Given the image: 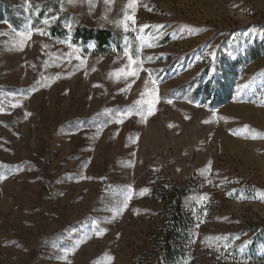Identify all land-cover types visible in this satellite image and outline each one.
I'll return each mask as SVG.
<instances>
[{
    "label": "rangeland",
    "instance_id": "1",
    "mask_svg": "<svg viewBox=\"0 0 264 264\" xmlns=\"http://www.w3.org/2000/svg\"><path fill=\"white\" fill-rule=\"evenodd\" d=\"M4 1L0 264H168L153 190L170 183L193 189L175 264H264V0H136L135 31L118 24L129 0H60L124 33L107 54L50 36L54 0ZM126 46L156 80L152 115L135 103L147 72L109 76Z\"/></svg>",
    "mask_w": 264,
    "mask_h": 264
},
{
    "label": "trees",
    "instance_id": "2",
    "mask_svg": "<svg viewBox=\"0 0 264 264\" xmlns=\"http://www.w3.org/2000/svg\"><path fill=\"white\" fill-rule=\"evenodd\" d=\"M52 3L54 13L58 17L48 30L51 37L62 39L70 35L74 43L84 46L89 42H93L96 52L101 54L110 52L111 46L121 49L123 32L118 29L87 26L76 20L71 22L72 17L70 14L61 11L60 0H54ZM44 17L45 8H42L36 16L32 14L33 26H36ZM3 20L8 21L14 27L19 23L11 6L4 0H0V21ZM69 21L72 24V29L70 30L66 26V23ZM258 57L256 56L255 59ZM210 85L208 84L207 87ZM192 192L191 186H179L176 183H170L162 188H155L153 190L154 198L165 207V212L162 215L166 221V225L163 230V245L161 248L164 250L165 259L168 261V264H175L182 253L183 242L187 237L188 225L184 205L187 196ZM254 262L264 263V258L259 257Z\"/></svg>",
    "mask_w": 264,
    "mask_h": 264
},
{
    "label": "snow or ice",
    "instance_id": "3",
    "mask_svg": "<svg viewBox=\"0 0 264 264\" xmlns=\"http://www.w3.org/2000/svg\"><path fill=\"white\" fill-rule=\"evenodd\" d=\"M73 0H69V3H72ZM107 2V0H106ZM136 7V0H129V3L126 5V9H125V13H124V19L123 21H119V23H123L124 28L126 31L129 30V28L131 27V30L135 31V25H136V20H135V16L134 15H129L127 12V9H135ZM52 19H55L54 17ZM50 22L49 19H45L44 23L45 25H47ZM129 22H131V24H129ZM148 27L147 25L141 26L140 27V31L143 32V29ZM162 27V26H161ZM37 32H39L41 35H45L46 32L44 29H37ZM21 35V40H20V44L21 46L24 45V43L31 39L32 36V32L31 31H27L25 33L20 34ZM137 39L143 40L144 37L143 35H141L140 37H137ZM148 47H151V44H147ZM141 47H143V45H141ZM139 55H140V48L135 49L134 53L133 50H131L129 47H125L124 49V56L127 57V64L119 69L117 72L115 73H110L109 76H117V78H119L121 75L126 79L128 76H133L136 78H139V73L141 71L143 72H147L148 73V77L147 79L144 80V89L145 91L141 93V99L137 100L135 103L137 105H139V111H146L147 115H152L155 109V104L159 101V96H158V88L156 87V80L153 79L150 70L146 69L143 67V61H141L139 59ZM135 57V58H134ZM148 59H151V57H148ZM81 63L83 64V60L81 61ZM93 71H95V69L93 68ZM151 85V87H150ZM95 87H99V85H94ZM169 103H171V101H169ZM19 104V102L12 104V107H17ZM0 110H3L2 107H0ZM26 116L31 115V113H26ZM120 122H123L122 120ZM206 123L208 121H205ZM171 126V125H170ZM247 127V126H246ZM210 167V164H209ZM5 177L0 176V180H3ZM90 179V177H87ZM146 191V190H145ZM131 199V187L129 186L128 191L125 194V197L123 199V201L121 202L122 204V208H127L128 207V202ZM121 209L117 210V215L120 214ZM97 235H100L101 232H97Z\"/></svg>",
    "mask_w": 264,
    "mask_h": 264
}]
</instances>
